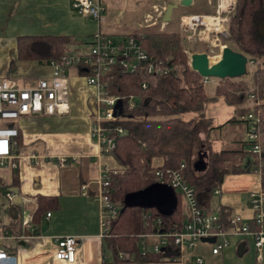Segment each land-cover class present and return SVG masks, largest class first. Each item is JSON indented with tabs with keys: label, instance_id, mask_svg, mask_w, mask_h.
<instances>
[{
	"label": "trees",
	"instance_id": "trees-1",
	"mask_svg": "<svg viewBox=\"0 0 264 264\" xmlns=\"http://www.w3.org/2000/svg\"><path fill=\"white\" fill-rule=\"evenodd\" d=\"M178 18L171 16L160 31L151 28L122 35L143 37L140 46L148 57L147 62L167 63L171 67L169 74L148 75L143 66L138 65L134 73L116 72L108 80L109 94L118 96L122 103L120 119L111 127L123 131L122 134L110 133L114 148L107 154L120 168L108 174L107 199L118 204V210L108 236L103 238V252L108 253L113 263L124 262L117 257L120 253L131 257L129 261L141 263L171 262L177 257L170 242L158 254L141 256L136 238L137 235L152 232L150 223L145 224L142 219L146 213L150 218H159L163 230L181 226L184 207L177 195L175 208L166 217L159 215L155 209L143 210L123 204L126 195L154 183L156 170L179 171L192 187L200 209L206 213L210 212L212 193L225 175L255 173L264 192V70L258 65V60L264 56V0H235L234 9L228 15L227 38H221L220 43L246 57V73L236 79L217 80L211 94L205 91L201 77L188 66ZM88 44V40L77 43L66 36H20L15 39L17 58L39 63L58 62L65 52L70 49L75 52ZM197 46L196 42H192L189 53H199ZM248 95L252 96L251 102L247 100ZM129 96H132L134 105L126 109ZM216 100L233 108L231 118L221 126L237 125L247 132L248 122L243 117L250 113L257 120L254 143L260 148L258 155L249 151L251 143L247 141L235 142L227 150L214 152L208 149L206 141L202 143L199 140L200 133L211 130L204 118V109ZM8 126L16 128L14 124ZM16 141L19 142L18 129ZM204 148L208 151L207 161L204 169L197 173L192 168V157ZM155 159L161 161L159 166L153 164ZM180 165H183L182 169H179ZM11 186H16L15 171ZM0 188H3L1 183ZM35 203L36 209L31 215V222L35 225L46 212L57 208L56 199L52 197L37 196ZM6 213L9 224L15 227L18 223L17 207L8 206ZM216 215L221 226L226 228L228 213L219 209ZM0 228L8 230L10 227Z\"/></svg>",
	"mask_w": 264,
	"mask_h": 264
},
{
	"label": "crops",
	"instance_id": "crops-1",
	"mask_svg": "<svg viewBox=\"0 0 264 264\" xmlns=\"http://www.w3.org/2000/svg\"><path fill=\"white\" fill-rule=\"evenodd\" d=\"M102 2L108 11L116 14L115 10L122 1ZM194 2L195 0H192L189 7L183 8L184 15L213 14L214 0H199L200 6L196 11H193ZM112 18L114 19V15ZM112 18L101 27L105 34L122 36L136 31L135 27L129 28L126 24L114 23ZM96 29L93 21L73 13L69 0H0V79L6 78L14 81L20 88H29L34 86L36 81L48 79L51 75L48 62L39 63L35 60L17 58L15 45L17 37L66 36L78 43L89 41ZM197 44L204 47L203 44ZM258 65L264 70V56L258 60ZM67 79L69 86L67 115L24 117L16 122L19 132V142L16 141L17 146L13 149L16 168L1 167L0 183L6 192L11 191L15 195L12 203L8 202V206L17 207L18 223L12 227L6 213V219L0 222V227L10 228L8 230L0 228V238L7 234L6 238L0 239V249L7 255L15 257L16 264H69L54 259L55 244L52 240L55 237L68 236L76 241L74 261L70 264H190L193 256L200 257L203 264L229 262L264 264V246L257 259L250 236L228 238V246L217 255L210 253L208 244L199 243L192 252H186L188 257L182 262H132L129 261L131 257L125 255L127 258L121 259L124 262L113 263L108 253L103 252V239L99 237L98 183L103 172H116L120 168L110 156L101 154L96 140L89 135L92 89L86 85L82 72L69 69ZM211 80H214L212 81L214 85L208 94H211L217 82L216 79ZM218 101L221 100L209 104ZM248 105L250 106V103ZM225 106L231 112L226 122L231 118L233 108ZM216 114L214 111L211 112V116ZM225 122L213 124L212 121H208L211 130L198 135L201 141L208 143L209 150L214 152L227 150L233 143L245 141L244 127L221 126ZM207 152L206 150L205 154L202 152V155H198V160L194 159L192 168L195 172H199L200 166H205L204 158L206 160ZM31 155L36 157L35 160L31 159ZM57 157L67 159L64 168L57 167ZM153 164L159 166L161 161L155 159ZM14 171L16 186L12 187ZM82 187L84 190H81ZM217 191V194L212 193L208 213L216 214L222 209L228 213V217L239 215L249 225V229H253L249 195L250 193L255 196L264 195L260 188L259 176L255 173L225 175ZM37 196L55 198L57 208L46 212L49 213V217L45 218L43 215L38 225L31 222L29 228L21 230L20 220L25 216L32 218ZM261 209L264 211V199L261 202ZM184 219L185 212L183 221ZM21 231L27 236L39 235L43 239L14 238Z\"/></svg>",
	"mask_w": 264,
	"mask_h": 264
},
{
	"label": "built area",
	"instance_id": "built-area-1",
	"mask_svg": "<svg viewBox=\"0 0 264 264\" xmlns=\"http://www.w3.org/2000/svg\"><path fill=\"white\" fill-rule=\"evenodd\" d=\"M73 13L77 16L86 17L93 21L97 27L96 31L90 36L89 44L86 48L77 51H67L58 62L49 61L51 75L48 79H40L34 86L20 88L14 81L0 79V168L8 166L10 169L16 168L13 159V149L16 148L17 128L9 127L24 117H50L64 116L69 112V86L67 71L77 69L82 72L83 79L87 86L92 89L90 96V127L89 135L96 140L101 154L107 155L114 148L113 138L110 133L122 134L123 131L118 127H111L120 119L122 103L119 108L116 104L121 102L118 96L109 94L108 80L114 73L120 72L132 74L138 65H142L148 75H166L171 72V67L167 63L147 62L148 57L141 49L140 41L143 37L133 36H111L101 31V27L106 22L105 6L102 0H69ZM235 6V0H214L213 14L209 16L184 15L180 17L179 30L183 34L186 44L196 42L204 45V49L211 52L213 48L218 51L221 38H227L228 15ZM165 7L161 12L154 8V14L158 20V27L161 30L165 23L162 22ZM152 19L146 15L144 21ZM207 19L206 22L203 20ZM156 24V21H155ZM154 22L149 26H153ZM155 26V25H154ZM188 57L191 55L184 50ZM204 53V52H203ZM206 54V52L204 53ZM252 65L251 62H248ZM209 78H201L202 84L209 83ZM142 88L144 86L142 85ZM248 102L252 101V96L248 95ZM126 109H131L134 105L132 96L126 99ZM248 122L246 139L251 143L249 151L258 155L260 148L255 145L257 120L250 114L243 117ZM31 155V159L35 160ZM65 157H57L56 165L58 168L66 166ZM33 164H36L33 162ZM183 165L179 166L182 169ZM108 172H103L98 183V204H99V237L101 239L108 236V231L118 210V206L110 203L107 199L108 193ZM154 183L165 185L170 188L184 202L185 219L179 228L163 230L160 228L159 218H150L149 214H143L142 219L145 224L150 223L152 232L137 235V245L141 256L146 253L158 254L167 247L169 242L177 253V257L171 262H182L192 252L199 243L208 244L212 255L219 254L228 246V238L250 236L256 258L264 246V211L261 209V202L264 195L255 196L250 193V203L253 216L251 223L253 229L243 221L239 215L228 217V226L223 228L218 222L216 214L206 213L200 209L194 197L192 187L187 183L179 171L156 170L154 172ZM84 190V187L81 188ZM214 194L218 191L215 189ZM14 193L7 191L4 198L12 203ZM49 217V213L44 215ZM31 217H23L20 220L21 230L29 228ZM7 237L5 233L0 239ZM17 240H41L39 235L27 236L22 231L15 236ZM55 244L54 259L72 263L76 241L73 237H55L52 239ZM213 240L211 243L202 242ZM118 259L127 258L125 255L118 254ZM15 257L7 255L0 249V264H16ZM190 264H203L202 259L193 256Z\"/></svg>",
	"mask_w": 264,
	"mask_h": 264
},
{
	"label": "water",
	"instance_id": "water-1",
	"mask_svg": "<svg viewBox=\"0 0 264 264\" xmlns=\"http://www.w3.org/2000/svg\"><path fill=\"white\" fill-rule=\"evenodd\" d=\"M192 0H178V3H168L162 15V22L167 23L172 11L177 7L187 8ZM247 59L245 56L232 51L230 48L223 46L220 50L219 59L211 62L209 57L204 53H195L189 56V68L197 73L201 78L209 79H236L245 75ZM121 102L118 101L116 106L119 108ZM200 170L204 166L199 167ZM124 206L138 207L143 210L155 209L161 216H169L176 205L175 194L165 185L153 183L145 189L136 193L128 194L123 200ZM202 242L211 243L213 240H204Z\"/></svg>",
	"mask_w": 264,
	"mask_h": 264
},
{
	"label": "rangeland",
	"instance_id": "rangeland-1",
	"mask_svg": "<svg viewBox=\"0 0 264 264\" xmlns=\"http://www.w3.org/2000/svg\"><path fill=\"white\" fill-rule=\"evenodd\" d=\"M122 2H124L125 4H123L122 2H120L118 9H116V14L111 11H108L107 7L105 6V13H106V22L105 24H107L108 20L112 18V16L114 15V23H118V24H126L128 25L129 28H136V31H140V30H146V29H155V30H159L158 27V20L159 18H156L153 9L157 8V10H159L161 12L162 8L165 7L166 4L168 3H178V0H121ZM195 5L193 6V11H196L199 8V0H195ZM140 11V13H139ZM146 15H149L152 19L150 20H145ZM179 15H184L183 14V8L182 7H177L175 10L172 11L171 16L173 18H178ZM180 16V17H182ZM180 17L178 18V25H179V21H180ZM162 18V16H161ZM156 21V24H155ZM154 22L153 26H149L151 23ZM165 28L164 27L161 29L163 30ZM179 30V27H178ZM160 31V30H159ZM180 31V30H179ZM129 33H125L122 35H127ZM181 37L183 36V34L180 32ZM183 39V37H182ZM184 41V40H183ZM185 43V42H184ZM223 46V45H220ZM189 48H190V43L186 44L185 43V48L184 50L189 52ZM198 51H201V53H205L206 55L209 57V59L211 60V62H214L216 60L219 59L220 53L218 52L217 48H213L211 50V52H207L204 47L201 46H197ZM188 59V57H187ZM214 80H209V83L206 84L205 87V91L207 93H209L211 91V87L214 85L213 82ZM216 112L217 114L215 116H211V112ZM204 118L208 121H212L213 124H219L220 121L225 122V120L227 118L230 117V109L227 108L221 101H218L214 104H207L205 109H204ZM229 116V117H228ZM185 118H189V116H184ZM201 141V139H199ZM202 143H204V141H201ZM205 149V148H204ZM205 150H202V152L205 154ZM202 152H197L196 154H194V157H192V159L195 161L198 160L197 156L198 155H202ZM207 161V159L205 160L204 158V162ZM202 171V170H201ZM199 170V172H201ZM6 193V189L5 188H0V222L1 221H5L6 219V211L8 208V202L5 200L4 198V194ZM181 200V198H180ZM181 204L182 207H184V202L181 200ZM118 205V204H115ZM228 264H233L231 262H229Z\"/></svg>",
	"mask_w": 264,
	"mask_h": 264
},
{
	"label": "bare ground",
	"instance_id": "bare-ground-1",
	"mask_svg": "<svg viewBox=\"0 0 264 264\" xmlns=\"http://www.w3.org/2000/svg\"><path fill=\"white\" fill-rule=\"evenodd\" d=\"M203 21H204V22H206V21H207V19H204Z\"/></svg>",
	"mask_w": 264,
	"mask_h": 264
}]
</instances>
